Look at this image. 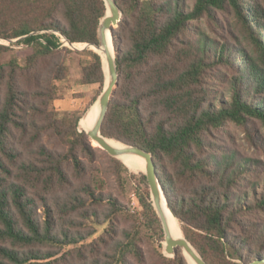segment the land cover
<instances>
[{"label": "trees", "instance_id": "1", "mask_svg": "<svg viewBox=\"0 0 264 264\" xmlns=\"http://www.w3.org/2000/svg\"><path fill=\"white\" fill-rule=\"evenodd\" d=\"M115 1L119 79L102 134L152 154L209 264L264 259V0ZM106 12L105 0H0V38L17 39L0 43V264H190L180 246L164 252L147 175L95 145L83 111L53 107L72 53L79 84L98 85L89 107L101 94V55L61 34L99 45ZM201 19L219 37L198 32ZM14 44L31 48L24 63L3 59Z\"/></svg>", "mask_w": 264, "mask_h": 264}, {"label": "water", "instance_id": "2", "mask_svg": "<svg viewBox=\"0 0 264 264\" xmlns=\"http://www.w3.org/2000/svg\"><path fill=\"white\" fill-rule=\"evenodd\" d=\"M105 3H106V7H107V12H106V15L104 16V18L102 19L101 21V24H100V44L99 45H96V44H90V43H85L86 46L84 48H81V49H85V48H91V49H94L95 51H97L95 48H92L91 46H95V47H102L104 46V38H103V33L104 31H107L109 30L111 32V35H112V44H113V30H112V27L113 26H117L118 25V22L120 21L121 19V16H122V12L121 10L119 9V6L117 5L116 1L115 0H110L109 2L107 0H105ZM112 10V12H118L119 11V15L116 19H113L112 16H109L108 15V12ZM61 36L66 39L68 41L69 44H67L70 48H73V49H78V50H81L80 48H77V47H74V42H71L69 41L65 36H63L61 34ZM2 39V38H0ZM5 40H9V41H17V39H13V40H10V39H5ZM1 43V42H0ZM66 45V44H65ZM114 48V46H113ZM98 52V51H97ZM114 52V51H113ZM99 53V52H98ZM100 54V53H99ZM101 55V54H100ZM102 57V55H101ZM102 61H103V58H102ZM103 66H104V61H103ZM104 70H105V67H104ZM111 83L110 86H108V81H109V74L108 72L105 70V83H104V88H103V91L102 93L99 95V97L96 99V101L91 105V107L88 109V111L86 112V114L89 112V111H92V108L95 107V105H97V107H100L101 109V117H100V122H99V134L102 138L104 139H108V137H105L103 134H102V131H101V128H102V122H103V119L105 117V114L108 110V105H109V101H110V98L112 96V93L115 89V87L118 85V79H119V75H118V72H117V66H116V61H115V52H114V67H113V70H112V73H111ZM85 116V115H84ZM80 122H81V119L79 121V129L82 131L81 127H80ZM89 136L91 137L92 141L96 138H99L98 136V132L94 131V132H89L87 130H85ZM115 140V139H114ZM117 141V140H116ZM119 142V141H117ZM124 144V143H123ZM96 145V144H95ZM126 146H128L130 149H132L135 153H138V154H141L142 156H144L147 160H148V169L146 171H132L130 168V171L132 172H135V173H144L147 175L148 177V180H149V184H150V187H151V193H152V200L154 202V206L162 220V223H163V227H164V231H165V240L163 242L164 244V252L166 255L168 256H173L175 254V248L177 246H180L182 249H184V244L181 243L180 241L176 240L175 238H173V235L172 233L168 230L167 226H166V223H165V220L163 218V215L161 214L162 210H163V201H166V204L168 205L169 207V204H168V201L166 199V196H165V192H164V189H163V186L156 174V171H155V165H154V161H153V156L150 152L138 147V146H134V145H127L125 144ZM97 146H100L104 149H106L110 154H112L113 156H116L118 158H120L114 151H112L109 147H107L106 145H102L101 143L100 144H97ZM128 167L129 165L123 160L121 159ZM154 197L156 198L158 204L160 207H157L156 203H155V199ZM170 209V208H169ZM188 240V239H187ZM189 243H191L189 240H188ZM166 243L168 244V248L165 249V245ZM192 245V244H191ZM193 246V245H192ZM194 247V246H193ZM195 248V247H194ZM196 250V249H195ZM197 251V250H196ZM199 257H198V262L199 264H209L200 254L199 252L197 251ZM187 258V256H186ZM188 260V258H187ZM189 261V260H188ZM190 263V261H189ZM191 264V263H190ZM251 264H264V259H260V260H256L254 262H252Z\"/></svg>", "mask_w": 264, "mask_h": 264}, {"label": "bare ground", "instance_id": "3", "mask_svg": "<svg viewBox=\"0 0 264 264\" xmlns=\"http://www.w3.org/2000/svg\"><path fill=\"white\" fill-rule=\"evenodd\" d=\"M108 2L110 0H107ZM109 16H112L113 19H116L119 15L118 12H112L110 10L108 12ZM103 38H104V46L100 47L99 49H96L103 58L104 61V67L105 70L109 74V81H108V86H110L111 83V73L114 67V52H113V44H112V35L109 30L104 31L103 33ZM3 41H7L4 39H1ZM100 117H101V109L100 107H95L92 108V111H89L82 119L80 122V127L82 130H87L89 132H98L99 138H95L93 142L95 144H102L106 145L109 147L112 151H114L120 158L123 159L128 165L129 168L132 171H144L148 169V160L142 156L141 154L135 153L132 149H130L128 146L121 142H117L114 139L108 138L104 139L100 136L99 134V122H100ZM155 203L157 207H160L156 198ZM163 210L161 214L163 215V218L165 220L166 226L168 230L172 233L173 238L176 240L180 241L181 243L184 244V249L183 252L185 256H187L188 260L190 261L191 264H199L198 262V253L195 250V248L191 245V243L188 242L187 238H185V235L183 233L181 224L177 220V218L174 216L172 211L169 209L168 205L166 204V201H163ZM168 248V244L166 243L165 249Z\"/></svg>", "mask_w": 264, "mask_h": 264}, {"label": "rangeland", "instance_id": "4", "mask_svg": "<svg viewBox=\"0 0 264 264\" xmlns=\"http://www.w3.org/2000/svg\"><path fill=\"white\" fill-rule=\"evenodd\" d=\"M194 28L195 29L197 28L198 32H204L207 35L219 37V35L213 31L209 23L204 19H201L198 22L194 23ZM61 41L64 43V45L66 44L63 38H61ZM0 42L6 45H11V43L15 42V40L14 41L7 40L5 42L0 39ZM78 45L79 44H75L74 47H77ZM12 46L14 47V50L12 52L7 53L3 57V59H8L11 56V54H17L20 62L24 63L25 56L31 52V48L26 44H19V45L14 44ZM74 50H78V49H74ZM79 59H80V55L77 53H72L70 55L68 60V63L71 67L70 75L67 79L57 82V84L59 85V96L53 102V107L58 111L60 117L69 114L75 110H81L84 112L82 116L83 118L84 115H86L88 109L91 107V106L89 107V103L91 102V100L93 99L94 95L98 90L97 84H92L87 86H83L79 84V79L81 78L82 75V69L81 66L79 65ZM230 131L235 135L238 143L241 144L245 149H247L249 152H253L255 150L254 147H252L251 149L248 148L247 142L244 138L245 135L240 129L231 126ZM259 155L264 160V155L261 154ZM132 198H133V204H132L133 209L138 210L140 208V204L135 194H132ZM98 230H99L98 233H100L103 230V227L99 226Z\"/></svg>", "mask_w": 264, "mask_h": 264}]
</instances>
